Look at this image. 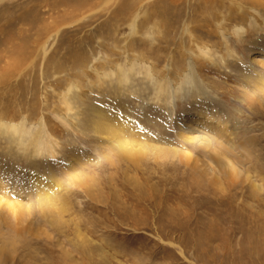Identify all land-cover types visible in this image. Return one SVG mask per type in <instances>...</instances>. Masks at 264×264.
Masks as SVG:
<instances>
[{
  "label": "rangeland",
  "instance_id": "rangeland-1",
  "mask_svg": "<svg viewBox=\"0 0 264 264\" xmlns=\"http://www.w3.org/2000/svg\"><path fill=\"white\" fill-rule=\"evenodd\" d=\"M0 121V264H264V0H0Z\"/></svg>",
  "mask_w": 264,
  "mask_h": 264
},
{
  "label": "bare ground",
  "instance_id": "bare-ground-1",
  "mask_svg": "<svg viewBox=\"0 0 264 264\" xmlns=\"http://www.w3.org/2000/svg\"><path fill=\"white\" fill-rule=\"evenodd\" d=\"M202 118L203 117H200V119L197 118L195 120V122H198L200 124H203L206 128H208L209 130H211L216 135L214 137L212 136L213 139L206 138V137H200L203 145L206 148H208V150L210 152H214L215 147H221L222 148V146H223L222 144H224V143L223 142H220V140H224V142H226L229 145H230V143H232L229 139H227V134L228 133L227 132L225 133L223 131V128L221 127V125L219 126V124L210 123V122L209 123H206L205 120H204L206 118H203V119ZM110 125L105 126V124L101 125V123H99V124H97V129L103 131L104 134L106 135V137L110 139V144L109 145L113 148V150L116 151V154H118L119 156H124V154H127V153L124 152L125 151L124 146L127 145V144H124L125 142L122 141V138L119 135V131L118 130H115ZM0 130H2L5 133L9 134L10 137H12V140L13 139L15 140V142H16L17 145L24 146L23 145L24 144L23 143L24 142L23 141V137H25L26 134H25V131L22 128H20L18 125H15V124H12V123H3L2 121H0ZM39 134L40 133L38 132V135L36 136L37 138H35V136H32V134L31 135L28 134V142H29V144L35 146V148L36 147L38 148V146H41L42 144H44L43 139L42 138L41 139L38 138L39 137ZM214 145H216V146H214ZM232 170L234 171V169H232ZM0 182L3 183L1 176H0ZM35 182H36L35 184L37 186L38 191H40L41 189H43V190H46L48 193H50L51 196L46 197V199L47 198H51V199L53 198V200H55V199L56 200H62L61 199V196H60V192L58 190L56 191V189L52 185L48 184L47 182L42 181L41 179L40 180L38 179ZM40 214L42 216H44V211H41Z\"/></svg>",
  "mask_w": 264,
  "mask_h": 264
}]
</instances>
